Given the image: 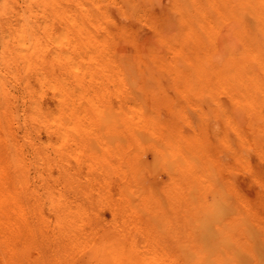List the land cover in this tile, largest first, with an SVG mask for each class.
I'll return each mask as SVG.
<instances>
[{"label": "bare ground", "instance_id": "1", "mask_svg": "<svg viewBox=\"0 0 264 264\" xmlns=\"http://www.w3.org/2000/svg\"><path fill=\"white\" fill-rule=\"evenodd\" d=\"M246 256L264 0H0V264Z\"/></svg>", "mask_w": 264, "mask_h": 264}, {"label": "rangeland", "instance_id": "2", "mask_svg": "<svg viewBox=\"0 0 264 264\" xmlns=\"http://www.w3.org/2000/svg\"><path fill=\"white\" fill-rule=\"evenodd\" d=\"M133 209H137V210H139V207H135V208H133ZM167 209H169V208L164 207V210L167 211ZM108 215H109V214H108L107 212L104 213V217H105V218H108ZM97 223H100V220H99V222H97ZM188 227H189L190 229L193 230V229H195V228L197 227V224L193 221L192 223H189ZM157 228H159V226H157ZM159 229H165V226L162 225ZM166 241H168V240H166ZM254 257L257 258L256 261H253V260H252V256H246L247 261H246L245 264H263V261H262V260H264V256H254ZM179 261H180V260H179ZM178 264H182V262H179Z\"/></svg>", "mask_w": 264, "mask_h": 264}]
</instances>
